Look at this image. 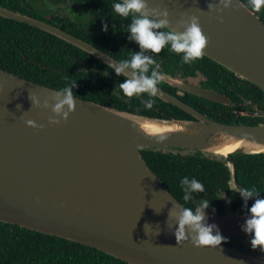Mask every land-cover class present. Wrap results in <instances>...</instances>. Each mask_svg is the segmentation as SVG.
Returning <instances> with one entry per match:
<instances>
[{"label": "water", "instance_id": "95a60500", "mask_svg": "<svg viewBox=\"0 0 264 264\" xmlns=\"http://www.w3.org/2000/svg\"><path fill=\"white\" fill-rule=\"evenodd\" d=\"M147 3L167 9L169 27L177 31L184 30L181 21L197 16L207 38L204 55L264 92V22L242 1L234 0L223 12L218 11L220 0ZM0 16L48 32L108 66L118 63L87 42L28 16L1 8ZM163 78L201 98L233 106L224 94L169 75ZM56 91L0 69L1 223L92 247L129 264H264L223 243L197 247L190 238L178 243L175 214L181 203L142 155L149 148L175 149L223 159L238 186L231 156L264 155V125L215 122L160 87L157 98L193 119L141 116L74 96V111L67 120L56 117L61 122L53 125L49 117L54 114L43 105L55 103ZM31 93L38 95L40 107L32 104ZM248 115L264 117V112ZM247 217L209 213L222 235L246 234L241 226Z\"/></svg>", "mask_w": 264, "mask_h": 264}, {"label": "trees", "instance_id": "16d2710c", "mask_svg": "<svg viewBox=\"0 0 264 264\" xmlns=\"http://www.w3.org/2000/svg\"><path fill=\"white\" fill-rule=\"evenodd\" d=\"M66 1L71 14L79 9L84 21L82 23L77 16H73L68 19L67 25L61 19L54 18L51 22L54 27L87 42L117 61L129 59L132 53L140 51L139 45L129 39L128 27L132 23V15L120 17L112 9V4L120 0ZM240 1L264 22V5L256 11L249 5V0ZM85 17L91 21L86 23ZM0 22L2 31L16 35L11 39L0 38L1 70L58 91L75 82L73 96L113 110L161 119H193L183 110L156 96L151 98L154 101L151 108L145 107L147 94L132 98L124 96L119 84L126 77L117 76L110 66L82 49L35 27L12 21L8 24L1 17ZM104 24L108 26L107 31L103 30ZM22 31H25L23 36ZM145 55L153 56L160 65L162 78L158 87L211 120L227 125H264V117L248 115L255 111L264 112V92L205 55L191 64L182 63V55L168 48L159 54L145 50ZM163 75L178 78L182 83L197 80L200 87L226 95L233 106L211 102L184 91L166 82ZM142 155L162 183L185 207L195 209L201 200L207 199L210 202L208 211L212 213L211 209H220L224 203L220 198L223 193L224 197L231 198L234 206L242 200L237 192L231 190L234 180L226 160L175 149L149 148L142 150ZM231 158L236 164L239 180L253 183L257 176L264 179L263 155L237 154ZM184 176L195 177L203 183L205 192L193 193L192 199L185 202L179 184ZM248 188L251 190L254 185L250 184ZM247 204L252 203L248 200ZM0 264L129 263L70 240L0 222Z\"/></svg>", "mask_w": 264, "mask_h": 264}, {"label": "clouds", "instance_id": "9594fccd", "mask_svg": "<svg viewBox=\"0 0 264 264\" xmlns=\"http://www.w3.org/2000/svg\"><path fill=\"white\" fill-rule=\"evenodd\" d=\"M223 5L218 11L234 6V0H220ZM249 5L253 10H260L264 5V0H249ZM212 8V5H209ZM113 11L120 17L132 15V23L128 27L129 39L139 45L140 51L132 53L129 59L118 61L115 65H110L117 76L125 75L126 78L120 82L119 88L123 95L132 98L147 94L148 99L144 102L146 108H151L154 101L151 99L158 94V83L161 80L159 72L160 65L153 56L145 55V50L159 54L163 49L168 48L171 52L182 55V63L191 64L201 59L207 45V38L202 33L199 18L195 15L189 17L187 21H181L184 25L183 31H177L169 27L167 9L150 8L147 0H121L112 4ZM218 19H222L217 16ZM103 30L107 31V24ZM163 29V31H157ZM125 70H129L131 75L127 76ZM75 82L56 91L55 103L49 105L44 103V108H51L54 116L49 117L50 124H59L62 117L67 120L69 114L74 111L75 100L73 96V85ZM32 104L40 107V100L36 93L29 96ZM27 124L36 127L33 120H27ZM185 202L192 199L193 193L205 192V186L195 177L184 176L179 181ZM237 192L242 197L245 205L250 198L257 197L248 208V217L241 226V230L250 235L252 249H259L264 252V197L249 188L239 187ZM223 195L220 198H223ZM231 202V198H229ZM210 202L207 199L201 200L195 209L181 205L180 211L175 214L176 230L174 235L177 242L186 241L189 238L194 246L217 247L222 242H226L217 225L209 223L206 209ZM214 211V210H213Z\"/></svg>", "mask_w": 264, "mask_h": 264}, {"label": "flooded vegetation", "instance_id": "af4514ba", "mask_svg": "<svg viewBox=\"0 0 264 264\" xmlns=\"http://www.w3.org/2000/svg\"><path fill=\"white\" fill-rule=\"evenodd\" d=\"M68 6L70 5H68L66 0H59V1L58 0H0V8L2 10H5L10 13L22 14L24 16H28L34 20H37L39 22H42L50 26H53L51 22L53 21L54 18H59L62 20L63 24L68 25V19L73 18V16H77L78 20L83 23L84 21L83 13L79 9H77L73 12V14H71V12L68 9ZM88 19L89 18L85 17L86 23L87 22L89 23L91 21V19L89 20ZM6 20L8 24H10L11 21L16 22V21L9 20V19H6ZM1 23L2 22H0V24ZM23 25H26V24H23ZM97 25L99 26L98 23ZM23 34H25V31L21 32L22 36ZM15 36L16 35L14 33L5 32L0 29V38L11 39V38H15ZM189 82L190 83H185V84H192L194 86L200 87L199 81L197 80L196 81L189 80ZM237 179H238V176H237ZM250 184L254 185V188H252L251 190H255L261 195V197H264V179L261 180L260 176H257L256 179L253 180V183H246L245 181H241L238 179V186L233 181L231 183V190L237 192L239 187L248 188V185ZM256 198L257 197H253V198H250L249 200L251 201V203H254ZM222 199L224 203L221 204L220 209L218 208L211 209L212 213L215 216H224L228 213H236L239 215H247V216L249 215L248 208H250L252 204L245 205V202L242 199L236 206H234L231 202H229L228 198L223 196ZM198 204L196 206H198ZM209 209L210 208H207L205 211L207 213L208 222L210 223L209 211H208ZM223 236L227 238L226 242H222L223 244L229 246L230 248L246 256L252 257L254 259H258L260 261H264V252H261L258 248L255 250L252 249L251 244H250V239H251L250 235L233 234V235H223Z\"/></svg>", "mask_w": 264, "mask_h": 264}]
</instances>
